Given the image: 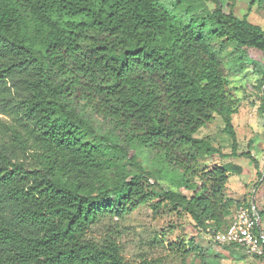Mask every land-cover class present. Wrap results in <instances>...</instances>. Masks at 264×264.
I'll return each mask as SVG.
<instances>
[{
    "label": "trees",
    "instance_id": "1",
    "mask_svg": "<svg viewBox=\"0 0 264 264\" xmlns=\"http://www.w3.org/2000/svg\"><path fill=\"white\" fill-rule=\"evenodd\" d=\"M170 1L0 0V264H163L128 263L90 230L144 205L183 211L204 231L252 210L227 189L237 164L201 161L250 155L239 152L222 54L246 49L233 71L262 75L264 115L252 58L264 28L248 19L264 0L242 17L237 0ZM216 115L230 153L196 136Z\"/></svg>",
    "mask_w": 264,
    "mask_h": 264
},
{
    "label": "rangeland",
    "instance_id": "2",
    "mask_svg": "<svg viewBox=\"0 0 264 264\" xmlns=\"http://www.w3.org/2000/svg\"><path fill=\"white\" fill-rule=\"evenodd\" d=\"M162 1L172 7L170 0ZM223 2L225 5L231 3L229 0ZM249 2L250 0H237L235 14L239 17L245 15ZM209 8L214 9L215 4H209ZM248 19L264 28V1L253 5ZM216 46L219 47V44ZM245 51V48L236 50L228 47L222 54V59L229 79V92L238 108L233 122L239 140V152H250V155L244 154L232 159L216 155L204 158L201 163L213 165L231 161L241 168L240 173L231 175L228 192L246 205H253L260 212V229L264 231V115L259 110L262 90L258 84L262 75L248 65L244 72L234 73V66L249 63L244 59ZM252 58L256 66L264 71V52H256ZM251 85L253 88H250ZM196 136L209 137L222 153H230L232 150V140L224 132V124L218 115L206 127L201 128ZM151 156L146 152L139 158L147 170L152 168ZM193 181L197 182V179L191 178V183H187L186 188L181 191L190 195ZM160 184L165 189L171 186L168 181ZM236 210L234 208L233 215ZM115 220L103 218L92 227L89 237L102 244L115 241L120 247L121 256L128 263L138 262L144 257H161L163 264H201L206 260H215L216 264H264V257L249 254L240 246H223L215 242L208 231L195 227L188 214L167 206L157 212L149 205L140 206L124 219Z\"/></svg>",
    "mask_w": 264,
    "mask_h": 264
},
{
    "label": "built area",
    "instance_id": "3",
    "mask_svg": "<svg viewBox=\"0 0 264 264\" xmlns=\"http://www.w3.org/2000/svg\"><path fill=\"white\" fill-rule=\"evenodd\" d=\"M261 216L252 210L239 207L225 229L210 228L213 240L222 245H237L249 254L264 255V231L260 229Z\"/></svg>",
    "mask_w": 264,
    "mask_h": 264
}]
</instances>
